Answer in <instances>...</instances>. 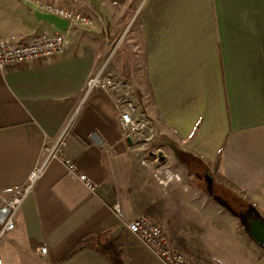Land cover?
Returning <instances> with one entry per match:
<instances>
[{
	"label": "crops",
	"instance_id": "1",
	"mask_svg": "<svg viewBox=\"0 0 264 264\" xmlns=\"http://www.w3.org/2000/svg\"><path fill=\"white\" fill-rule=\"evenodd\" d=\"M55 2L94 24L72 25L62 56L0 70V194L27 183L66 127L65 154L95 191L49 160L0 242L3 264H163L115 216L117 202L125 220L150 216L201 264L211 262L203 244L218 232L249 253L219 225L224 207L211 193L224 186L264 219V0ZM122 8L136 9L146 84L87 92L131 22L117 17ZM35 12L21 0H0V33L58 30ZM127 104L143 129L123 130ZM157 135L169 146L159 151L164 162L151 157ZM175 150L198 159L185 163ZM41 245L47 254L35 253Z\"/></svg>",
	"mask_w": 264,
	"mask_h": 264
},
{
	"label": "built area",
	"instance_id": "2",
	"mask_svg": "<svg viewBox=\"0 0 264 264\" xmlns=\"http://www.w3.org/2000/svg\"><path fill=\"white\" fill-rule=\"evenodd\" d=\"M34 10L52 14L67 19L68 29L65 31L42 32L30 37L23 35H10L0 33V70L3 71L11 65L29 64L36 60L48 61L62 56L69 44V33L72 25L92 26L94 19L91 15L72 8L59 6L55 0H21ZM86 91L106 90L115 87V79L111 73L99 71L87 81ZM135 107L127 104L121 109V125L125 132L138 131L145 127L144 122L134 118ZM68 127L58 136L53 146L45 148L43 160L36 164L28 176L27 183L20 188L12 190L9 194H0V242L4 236L15 229L16 216L23 202L33 190L36 181L42 175L49 160L58 159L63 162L67 170L76 175L91 191L95 186L89 177L80 172L74 160L65 154ZM115 216L125 223L126 228L140 239L163 264H201L194 258L179 251L174 243L163 233L162 227L150 216L142 215L137 218L125 220L120 203L112 207ZM37 254H47L48 248L44 245L36 246ZM0 264H3L0 258Z\"/></svg>",
	"mask_w": 264,
	"mask_h": 264
},
{
	"label": "rangeland",
	"instance_id": "3",
	"mask_svg": "<svg viewBox=\"0 0 264 264\" xmlns=\"http://www.w3.org/2000/svg\"><path fill=\"white\" fill-rule=\"evenodd\" d=\"M125 13L131 15L127 17ZM119 14L122 15L123 21L131 19V22L124 26L121 36L112 44L103 70L111 73L117 84H142L145 86L144 52L140 30L135 22L136 9L122 8L116 13L117 17ZM146 98L149 108L150 100L148 96ZM152 116L156 125L159 126L156 115L152 114ZM155 138H158L161 142L155 143V148L152 149L153 152L158 153L164 150L165 147H169L166 138L160 135ZM218 222L219 225L233 230L238 240L249 247V253L241 246L237 247L238 244H235L234 241L231 243L230 238L226 237L225 234L218 232L214 236H208L203 244V247H206L212 255L209 264H264V247L255 243L248 233L243 230L238 218L233 217L225 208H219Z\"/></svg>",
	"mask_w": 264,
	"mask_h": 264
},
{
	"label": "trees",
	"instance_id": "4",
	"mask_svg": "<svg viewBox=\"0 0 264 264\" xmlns=\"http://www.w3.org/2000/svg\"><path fill=\"white\" fill-rule=\"evenodd\" d=\"M175 151L177 156L181 158V160L185 161V163L195 164L198 159L197 157L182 150ZM211 194L222 207L232 214L233 217L240 220L243 230H245L249 235L250 220L261 218L260 215L253 210L245 200L224 186H220L217 191H213Z\"/></svg>",
	"mask_w": 264,
	"mask_h": 264
},
{
	"label": "water",
	"instance_id": "5",
	"mask_svg": "<svg viewBox=\"0 0 264 264\" xmlns=\"http://www.w3.org/2000/svg\"><path fill=\"white\" fill-rule=\"evenodd\" d=\"M35 16L38 19L47 22L50 25H53L55 28L61 31H65L68 29L69 22L67 19L60 18L52 14L42 13L39 11L35 12ZM151 157L157 158L159 162H164L166 159L165 156L163 155V152L152 153ZM249 235L254 240L255 243L264 247V219L255 218L250 220Z\"/></svg>",
	"mask_w": 264,
	"mask_h": 264
}]
</instances>
